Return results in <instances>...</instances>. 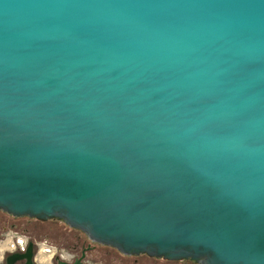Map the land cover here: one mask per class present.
Returning a JSON list of instances; mask_svg holds the SVG:
<instances>
[{"label": "water", "instance_id": "95a60500", "mask_svg": "<svg viewBox=\"0 0 264 264\" xmlns=\"http://www.w3.org/2000/svg\"><path fill=\"white\" fill-rule=\"evenodd\" d=\"M0 210L264 264V0H0Z\"/></svg>", "mask_w": 264, "mask_h": 264}, {"label": "rangeland", "instance_id": "374dc122", "mask_svg": "<svg viewBox=\"0 0 264 264\" xmlns=\"http://www.w3.org/2000/svg\"><path fill=\"white\" fill-rule=\"evenodd\" d=\"M0 233L2 234L0 245L5 244L9 236L13 234L26 237L27 242L33 241L35 264H41L40 258L44 254L49 258L48 264H54V261L59 259L57 257L59 254L64 256L65 254H70L67 257H78L82 253L81 249L87 243L94 246L96 250L91 253L85 251L83 253L85 255L83 261L97 264H154L146 263L142 255L135 257L124 254L123 256L119 255L115 252V249H111V246L92 242L83 231L70 227L58 219L39 222L35 218L14 217L0 210ZM8 233L10 235H7ZM111 252L116 256H113Z\"/></svg>", "mask_w": 264, "mask_h": 264}, {"label": "built area", "instance_id": "2783aa9c", "mask_svg": "<svg viewBox=\"0 0 264 264\" xmlns=\"http://www.w3.org/2000/svg\"><path fill=\"white\" fill-rule=\"evenodd\" d=\"M1 235L2 234L0 233V237H1ZM7 235H10V233H8ZM27 243H28L27 238L24 236L15 235V234L9 236L7 242L3 245H0V264H5V258L8 254L13 253V252L24 251L26 246H27ZM46 250L48 251V249H46ZM69 255L70 254H65V256H64L63 254H59L57 257H59V259H61V260H65V261H73L76 258L73 256L67 257ZM83 263L84 264H97V263H92V262H87V261H83ZM196 264H199V263H196Z\"/></svg>", "mask_w": 264, "mask_h": 264}, {"label": "flooded vegetation", "instance_id": "af4514ba", "mask_svg": "<svg viewBox=\"0 0 264 264\" xmlns=\"http://www.w3.org/2000/svg\"><path fill=\"white\" fill-rule=\"evenodd\" d=\"M48 220V219H47ZM40 221V220H39ZM44 221H46V220H43V221H41V222H44ZM111 249H115V248H113V247H111ZM94 250V252H95V247L94 246H92V245H90L89 243H87L86 244V246H83V248L81 249V252L82 253H84L85 251L86 252H88V253H91L92 251ZM115 252H117L119 255H122L123 256V254L122 253H120L118 250H116L115 249ZM81 253V254H82ZM80 254V255H81ZM111 254L113 255V256H116L113 252H111ZM93 255H95V254H93ZM103 255H106V254H103ZM139 255H142V256H144V261L146 262V263H154L155 264V260H156V264H177V263H185V264H193L194 262L193 261H191V260H178V261H175V260H167V259H161V258H155V257H151V256H148V255H146V254H139ZM139 255H131V256H139ZM18 264H21V262H19ZM135 264H139V263H135ZM194 264H196V263H194Z\"/></svg>", "mask_w": 264, "mask_h": 264}, {"label": "bare ground", "instance_id": "6f19581e", "mask_svg": "<svg viewBox=\"0 0 264 264\" xmlns=\"http://www.w3.org/2000/svg\"><path fill=\"white\" fill-rule=\"evenodd\" d=\"M41 256H42V257L40 258V263H41V264H48V263H49V262H48V261H49V260H48L49 258H47L45 254H44V255H41Z\"/></svg>", "mask_w": 264, "mask_h": 264}, {"label": "trees", "instance_id": "16d2710c", "mask_svg": "<svg viewBox=\"0 0 264 264\" xmlns=\"http://www.w3.org/2000/svg\"><path fill=\"white\" fill-rule=\"evenodd\" d=\"M24 217H27V216H24ZM29 218H32V217H29ZM48 220H50V219H48ZM59 220V219H58ZM39 221V220H38ZM60 221H62V220H60ZM39 222H41V221H39Z\"/></svg>", "mask_w": 264, "mask_h": 264}]
</instances>
